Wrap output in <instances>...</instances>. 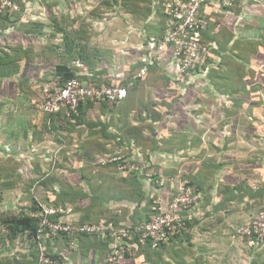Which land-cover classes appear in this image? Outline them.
<instances>
[{"label":"crops","instance_id":"obj_1","mask_svg":"<svg viewBox=\"0 0 264 264\" xmlns=\"http://www.w3.org/2000/svg\"><path fill=\"white\" fill-rule=\"evenodd\" d=\"M14 1L21 14L0 15V47L11 55L13 47H7L17 44H31L34 51L30 58L22 52L20 59L0 64V191L11 192L25 182L39 205L56 201L62 206L55 216L59 220L80 223L109 215L122 226L148 216L149 198L166 203L167 188L155 184L156 178H171L174 187L186 179L199 196L185 228L158 247L135 242L130 253L110 261L113 242L83 234L72 247L63 237L46 243L47 252L58 256L59 264H264L263 256L254 262L264 255V242L234 237L256 212L254 200L264 201V0L203 8L208 18L203 38L213 69L185 75L184 82L175 80L169 49L152 62L144 56L145 46L163 32L165 0ZM100 7L103 15L94 17ZM51 12L59 19L51 22ZM114 13L126 17L128 29L120 44H112L116 52L95 40L96 34L105 36ZM66 15L73 20L67 22ZM35 23L43 25L44 35H25ZM60 26L75 33L89 59L98 60L93 69L72 61L87 82L96 76L133 82L117 107L84 103L79 121L71 128L56 127L50 136L34 105L42 82L28 77L52 76L42 47L53 43L59 50ZM119 55L129 56L130 63L119 64ZM153 110L162 116L149 117ZM115 156L122 158L119 168L106 161ZM130 170L137 171L138 183L121 181ZM138 186L143 195L133 193ZM70 189L77 195L67 194Z\"/></svg>","mask_w":264,"mask_h":264},{"label":"built area","instance_id":"obj_2","mask_svg":"<svg viewBox=\"0 0 264 264\" xmlns=\"http://www.w3.org/2000/svg\"><path fill=\"white\" fill-rule=\"evenodd\" d=\"M239 1L244 0H165L166 23L160 37L145 46L146 61L156 60L160 54L169 49L176 61V81H181L185 75L207 71L211 65L208 61L210 45L203 38L208 28V18L203 8L207 5H216L219 9H229ZM20 10L16 1L0 0V13ZM129 85L132 83L130 82ZM128 86L106 83L95 85L74 77L59 87L41 86L42 98L36 103V107L48 113H56L65 107L70 118L71 114L77 111L79 104L88 99L119 104L126 97ZM166 180L171 178L156 179L155 183L161 187ZM198 199L194 186L188 180H181L177 185L176 194L165 206L161 201L156 200L154 215L146 221L136 222L132 227L117 225L112 219L107 218L92 223L53 220L50 215L56 214L59 208L43 206L42 218L36 232L37 264H59V257L49 254L45 247L48 241L59 237H64L71 247L74 246L75 239L79 235L89 234L106 238L114 245L112 253L108 256L110 261L130 253L131 245L135 242L140 245L149 243L151 247H158L185 228V220L192 218ZM234 237L239 241L249 242L264 239V207L238 226Z\"/></svg>","mask_w":264,"mask_h":264},{"label":"trees","instance_id":"obj_3","mask_svg":"<svg viewBox=\"0 0 264 264\" xmlns=\"http://www.w3.org/2000/svg\"><path fill=\"white\" fill-rule=\"evenodd\" d=\"M12 13H14V15H16V17L21 14L20 12H12ZM8 14H6V12H5V14H4V12L0 13L1 16H5L6 18H9ZM48 17L52 18V16L49 13H48ZM65 18H67V17H65ZM43 28L44 27L42 24L35 23L34 27L25 29L24 34L25 35L30 34V35H36V36H43L44 35ZM58 32L63 33V35H62L63 43H62V46H61V44L58 46L59 50H57V52L54 51V44L53 43L52 44H46V46L42 47L43 48L42 52L45 53V56H46V59L43 62V64L49 71H51L52 76H50V79L47 78V76L45 77L44 75L38 76V77H34V76L28 77V79L31 81L37 80L38 82H42L40 87H39V92H40L41 86H48L50 88L59 87V86H62L68 79L74 78V77L79 78V79L84 80V81H87L86 77L80 76L76 73L75 66L74 65L71 66L72 61L78 60L81 63L87 65L88 69H93V68H95L96 65L99 64V63L97 64L98 60H95V55H94V57H91V59L95 60V61H93V60L89 59L90 58V57H88V56H90L89 54H85V45H83L82 43L79 42L77 36H75V33H72V31L68 30L66 27L64 28L63 26H60L58 28ZM49 35L52 37V35H53L52 32ZM9 47H13V51L15 53L11 55L8 51H6L4 49V46H1L0 48L1 49L3 48V49L0 51V54H6L8 56V58H11V60H6L5 57H3L2 60L0 58V64L4 63L5 61H11L12 62L14 60L20 59L21 57L19 54H21L22 52H23L24 56L28 55L27 57L30 58L32 56V53H33L32 51H34L31 44H29L26 47H23L21 44H17L16 46H8L7 48H9ZM258 47H257V49H259ZM260 48H262V47H260ZM49 49H51V50L49 51ZM47 51L50 53H48ZM208 61H209V63H211L212 60L209 59ZM30 62H31V64H33L35 61H30ZM114 63H115V61L111 60L108 64L112 65ZM36 65L37 64L35 63L34 66H36ZM211 69H213V67L212 68L208 67L207 71L209 72ZM185 79H186V77H183L181 81L184 82ZM134 82H135V79H134ZM91 83L95 84V85H99L101 83H106V84H110V85L122 86V84L128 85L130 82L125 83L122 81V83H121L114 76H105V77L100 76L99 78H98V76H96V78H94V77L91 78ZM130 87H131V85L128 86V88H130ZM39 94H40V96L37 99V101L35 102V104H34L35 106H36V103L42 98L41 92ZM123 100H121V102ZM96 101H101V100H96ZM96 101L92 100V99H88L85 102H81L79 104V106L77 107V111L75 113L73 112L71 114L70 118L67 116V109L65 107L61 108L56 113H48V112H45V111L38 109L36 107L37 113H38L37 117L39 118L40 123H41L40 126H42L44 128V130L46 132H48V134L50 136H53L54 133H56V129H55L56 127L71 128L72 125L75 124L76 121H79L80 117L82 116L81 112H80L81 106L84 103L96 102ZM103 102L109 103L106 100H103ZM119 104H112V106L117 107ZM148 115H149V117L151 116L152 118H155V119L160 118L162 116L161 111H159V110H153L152 112H149ZM62 122H64V124H62ZM81 157H84V156L81 155ZM78 158H80V156ZM88 158H90L91 161L92 160L93 161L98 160V158H91L90 156H86L85 159H88ZM106 161L114 163L117 168H119L121 163H123L122 158L119 156L106 158ZM55 164H56V166L60 165L58 160ZM128 173H130L131 176L125 175L121 181L129 183V184H131V183L133 184L132 180L134 181V179H135L138 183L137 171L136 170H130V171H128ZM166 178H168V177H166ZM155 180L156 179H154V183H155ZM172 184L173 183L171 180H169V181L166 180L164 185L162 186V187L165 186V188H167L166 192H165V196H164L167 201H169L176 194V191H177V185L174 187ZM134 189L135 190H132V191H134L133 193L136 192L137 195H143V193L140 192V190H139V186H138V188H134ZM259 192L261 193V188L259 189ZM66 193L70 194L71 196L77 195V192H75L74 190H71V189L68 190ZM119 193H122V192H119ZM29 196L30 197H28V199L25 200V211H23L22 213L12 215V214H8V213L4 212L0 215V264H37L38 250L36 247V232H37V229L39 227V224H40V221L42 218V207L45 206V207L59 208V211L56 214L50 215V218H52L53 220H57V218H55V216H57L60 213V209H63L62 206H59L56 201H53L52 203H48L46 205L40 206L35 201L33 195H29ZM140 197L143 198V196H140ZM254 198H256V197H254ZM51 200L52 199L49 198L48 201H51ZM167 201H166V203H167ZM166 203L164 204V206L166 205ZM149 204L151 205L150 213L148 214V216L143 221L150 219L151 216L154 215V213H155V209H154L155 201H152V198L151 199L149 198ZM101 218L112 219L115 222V224L118 223L114 217L109 216V215L103 216ZM101 218H99V219H101ZM98 220H96V221H98ZM96 221L80 222V223H92V222H96ZM186 222H185V225H186ZM135 224H136V222L133 221L132 224L125 225V226L132 227ZM255 241H257L259 244H262L264 242V239H258ZM50 242L51 241H48L47 243H50ZM25 247L28 248L27 250H29V252L25 253V250H24ZM22 248H23V250H22ZM13 250H15V251L13 253H11Z\"/></svg>","mask_w":264,"mask_h":264},{"label":"rangeland","instance_id":"obj_4","mask_svg":"<svg viewBox=\"0 0 264 264\" xmlns=\"http://www.w3.org/2000/svg\"><path fill=\"white\" fill-rule=\"evenodd\" d=\"M100 4L103 5L104 3L101 2ZM102 7H100L98 9V11H96V13L94 14V17H98L100 15V12L102 14V11H103ZM66 14H68V13H66ZM105 14H107V13H105ZM50 15L52 16V18L51 17H49V18L51 19V22H52L53 19L56 17V14L51 12ZM66 16H68L66 18L67 22L73 20L69 15H66ZM58 19H59V17H56V20H58ZM124 19H126V17L123 16L122 14L117 15V13H114L112 15L109 23L107 24L108 27L104 31V32H106L105 36H103V35L97 36V34H96V38H95L96 42L100 41L102 43V45H107V47H110V48H111L112 44L114 45V42L115 43L117 42L116 44H120L119 43V40H120L119 37L121 35H124L128 31V29H126V24H125ZM81 20L82 19H80V18L77 19V21L79 23L83 22ZM101 21H103V20H101ZM116 46H119V45H116ZM112 51L116 52L114 49H112ZM130 61H131V59L129 58V56H128V58H126V57H121L119 55V60H118L119 64H122V65L128 64V63H130ZM145 94L148 95L147 98H152L150 92L145 93ZM49 160H51V161H49ZM45 162H47V164H48V162H53V158H50V159H48V161H45ZM156 179L158 180V178H156ZM184 180H186V179H184ZM29 195H30V191L28 192V190L25 188V182H22V185L16 187V189H13L11 192L7 193V191L6 192L0 191V215L4 212L14 215V214H19V213H22L23 211H25V200H27L28 197H30ZM37 204H39V202ZM43 205L44 204H40V206H43ZM262 207H264V201L262 202L260 200V198L255 199L254 203H253V208H252L253 210H256V212L254 214H256ZM254 214H252V216ZM261 256H263V258H264V255H262V253H261L255 257L254 262H260L261 261L260 259L262 258Z\"/></svg>","mask_w":264,"mask_h":264}]
</instances>
